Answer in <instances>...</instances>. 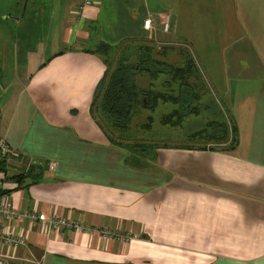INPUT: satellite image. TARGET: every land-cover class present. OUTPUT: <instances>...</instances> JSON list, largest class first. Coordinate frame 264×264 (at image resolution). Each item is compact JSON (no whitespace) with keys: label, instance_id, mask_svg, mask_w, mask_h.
Returning a JSON list of instances; mask_svg holds the SVG:
<instances>
[{"label":"crops","instance_id":"obj_1","mask_svg":"<svg viewBox=\"0 0 264 264\" xmlns=\"http://www.w3.org/2000/svg\"><path fill=\"white\" fill-rule=\"evenodd\" d=\"M148 12L155 13L152 32L143 27ZM158 12L170 14L166 32ZM65 14V48L44 54L16 94L0 93V138L13 153L0 176V201L77 216L85 228L3 218L0 234L25 238L9 250L11 264H264V0H69ZM200 14L207 16L201 26L218 32L207 36L213 46L206 56L216 58L217 47L224 58L221 88L233 106L234 143L203 128L188 135L197 142L169 143L168 123L157 130L144 110L136 113L140 123L133 114L125 128L90 111L107 67L100 42L116 48L144 36L173 46ZM149 42L143 45L152 56ZM197 82L192 98L200 104ZM30 162L37 168L18 186L9 176Z\"/></svg>","mask_w":264,"mask_h":264},{"label":"rangeland","instance_id":"obj_2","mask_svg":"<svg viewBox=\"0 0 264 264\" xmlns=\"http://www.w3.org/2000/svg\"><path fill=\"white\" fill-rule=\"evenodd\" d=\"M68 3L69 0H0V93L2 91V94H7L8 96L16 94L18 91L13 89H18L24 84L26 72L32 71L39 61L52 51L58 52L65 48L61 46L64 43V27L61 25V22L65 15H68L65 14V6ZM38 4H44L47 7L40 9L36 7ZM48 4H50L49 8ZM49 13L51 14L49 15ZM205 17L207 16L200 14L199 23L196 25V28H193L192 25L187 35L175 36L176 39L172 41L173 46L169 42L161 45V43L153 39L149 42V38L142 36L121 40L118 46L112 48L113 50L109 53L110 64H113L117 57L125 56L127 52H129V58L127 59L133 62L137 58V50L134 48L139 44L149 42L152 44L151 54L153 57L162 58L177 64H182L183 60L185 63L186 61L193 62V68L196 72L190 74L188 80L193 83V86L197 79L200 81L197 83L201 88L202 102L196 104V100L192 98V94L189 98L191 105L183 109V117L180 124L178 126L169 124L165 126L169 134L163 136V139L169 143H172V140L175 142L191 141L193 138L197 142L199 137L190 138L188 135L200 128L205 129V133L209 132L212 129L214 121H218V123L224 121L226 128L230 127L228 119L232 117L231 109L233 106L225 104V90L223 91L221 88V82L224 79V58L217 52V47L214 50L217 54L216 58L215 53H213V58L206 56L209 45L213 46V42H209L207 36L211 34L214 38H217L218 32L217 29L210 32L207 26H201V19ZM183 32L186 33V30L183 29ZM201 38H203V42L201 43L202 48L200 50L197 43ZM237 46H239V43ZM127 47L130 49H127ZM177 49L181 51V56ZM163 50L167 53H164ZM6 62L7 69L4 66ZM230 74L229 72L227 77L231 78L233 76V74L231 76ZM135 78L138 86L142 88L151 86L154 90L170 91V81H166L167 79L170 80V74L168 73H159L158 78L151 79L148 73L142 70L135 73ZM162 80H164L163 84ZM180 80L172 82L176 93H178V82ZM234 81L232 80L228 83L231 90ZM3 89L7 90L3 91ZM192 93H195V91L193 90ZM231 96L233 100H237L240 97L237 91L232 93ZM1 99L0 96V101ZM194 104L196 105V111H188ZM172 106H175L172 101H158L154 107L140 106L133 114L144 110L146 115H152L153 125L158 130L159 128H163L160 117L169 112ZM138 114L132 120L133 123L138 124L141 122L139 120L140 115ZM228 131H230L229 128Z\"/></svg>","mask_w":264,"mask_h":264},{"label":"trees","instance_id":"obj_3","mask_svg":"<svg viewBox=\"0 0 264 264\" xmlns=\"http://www.w3.org/2000/svg\"><path fill=\"white\" fill-rule=\"evenodd\" d=\"M100 43L96 50L103 54L105 53L104 60L107 67L94 91L90 111L93 114L98 111L99 114L105 116V122L109 123L112 127L125 128L129 124L135 110L140 106L154 107L159 99L163 101L170 100L174 104L178 103V106L162 115L160 122L171 125L179 123L183 109L191 105L189 102L191 95H198V93H192L193 83L188 80L189 75L195 72L193 62L186 61L185 63L183 61L182 66H175L149 55V46L147 44H139L134 48L137 50V58L135 61L132 62L127 59L129 58V52H127L125 56L122 55L119 58L116 55V61L110 64L109 53L113 46L107 42ZM127 49L130 48L127 47ZM140 70H147L151 79H156L159 73L170 74V80H166L170 81V91L154 90L151 86L148 89H143L138 86L135 73ZM178 80L180 81L178 82V93H176L173 89L172 82H177ZM181 98L182 100L180 101ZM192 110L196 111L195 104L188 109V111ZM150 118L151 116L148 118L149 121H151ZM213 128L209 131L211 138L215 140H228L230 144L234 143V125L232 123H230V127L226 128L224 121H220ZM228 128L230 130V136L228 134ZM11 156H13V153L10 154ZM7 161L5 157H0V169L5 170ZM31 164L26 171L10 174L9 177L15 179L18 182V186H20L24 178H26L27 172H34L35 168H37L35 163ZM28 183H25V185Z\"/></svg>","mask_w":264,"mask_h":264},{"label":"built area","instance_id":"obj_4","mask_svg":"<svg viewBox=\"0 0 264 264\" xmlns=\"http://www.w3.org/2000/svg\"><path fill=\"white\" fill-rule=\"evenodd\" d=\"M156 15L160 16L161 27L164 32L168 31L170 23V14L167 12H158ZM154 16L155 13L148 12L143 19V27L149 32L154 29ZM9 144L0 138V157H5L6 160L10 157ZM5 174L4 170L0 169V176ZM26 217L31 221L38 220L46 227H52L54 229H60L61 227L73 228L75 230H80L85 228L83 221L77 216H62V215H52L44 216L43 214H38L35 210L22 211L16 207L9 205L8 202L0 201V230L2 226L3 218H10L12 220H21ZM106 233V231L103 230ZM25 238L14 231H3L0 234V264H11L9 250L12 247H16L23 244ZM36 264H40L37 262Z\"/></svg>","mask_w":264,"mask_h":264}]
</instances>
